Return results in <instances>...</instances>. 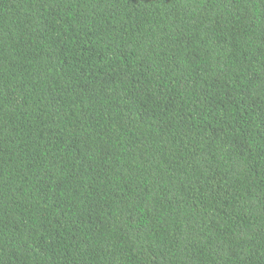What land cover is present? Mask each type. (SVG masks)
<instances>
[{
	"label": "trees",
	"instance_id": "1",
	"mask_svg": "<svg viewBox=\"0 0 264 264\" xmlns=\"http://www.w3.org/2000/svg\"><path fill=\"white\" fill-rule=\"evenodd\" d=\"M0 264H264V0H0Z\"/></svg>",
	"mask_w": 264,
	"mask_h": 264
}]
</instances>
